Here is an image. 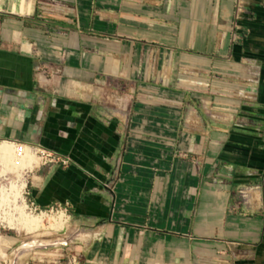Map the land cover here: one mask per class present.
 Instances as JSON below:
<instances>
[{
    "label": "crops",
    "instance_id": "0c3cea01",
    "mask_svg": "<svg viewBox=\"0 0 264 264\" xmlns=\"http://www.w3.org/2000/svg\"><path fill=\"white\" fill-rule=\"evenodd\" d=\"M2 141L114 258L264 264V0H0Z\"/></svg>",
    "mask_w": 264,
    "mask_h": 264
},
{
    "label": "rangeland",
    "instance_id": "374dc122",
    "mask_svg": "<svg viewBox=\"0 0 264 264\" xmlns=\"http://www.w3.org/2000/svg\"><path fill=\"white\" fill-rule=\"evenodd\" d=\"M45 71H47L45 72L47 76L51 77V75L53 74V72L48 71V69H46ZM57 74L61 79L63 78L62 80H64V78L67 79L66 76H62L60 72H57ZM121 74H123V72ZM176 84V82H169L166 85L168 86V88H171ZM129 90L131 89H129L122 82L120 83L111 81L109 83H106V91H109L111 93V96L114 95L120 97V101L116 100L115 102L116 104H120V107L124 106L123 109L127 107L126 104L128 103V100L126 99V95L128 94L127 92ZM223 102L224 100L218 98L217 110L214 111L210 110L209 107H205V110L207 111L206 113L216 116L228 114L226 113L227 111L224 110L226 106H224ZM29 146L38 148L37 146L33 145ZM38 155L41 157V159L36 166H38L39 164L43 165L49 163V157L47 159H44L39 151ZM1 157L2 153H0V158ZM4 159L8 160V164L10 165H7V163L3 162L2 159H0V174H2V172H6V177H10L11 175L10 178L14 179V171L12 169L13 165L11 164V161L6 157V155H4ZM35 170L36 168H32V170L30 171L25 170L23 172L22 178L24 179V182L26 178V182L21 193L25 199L26 204L28 205V207L25 209V212L38 215V213H40L41 211H45L49 214H52L58 221V227L51 228L48 223L49 220L46 219L43 222V225L46 227L41 226L39 229H30L25 226H19L14 230L10 229L2 217L5 218L9 216L14 218L17 216V213L16 210L13 209L11 193H9V190H6L9 180H5L4 177H0V191H2V193H4L6 196L5 201H0V264H160V261H158L156 258H114L113 251L115 250V248L113 246V243L108 240L111 230L109 231L107 227L98 225L97 223L86 219H82V217L74 216L71 210L64 206L55 205L45 209L37 207L34 203L32 204V202L29 201L24 192L27 191V188L29 187L28 175L33 173ZM60 211H63L66 214ZM64 229V233H66L65 239L61 242L37 246L32 251L28 247L29 244H31L38 238L55 239L58 237V232H61ZM80 231L87 233L90 236L85 240L75 239L77 237H80ZM94 233H97V235H93ZM64 241L67 243L65 245H61V243ZM23 254H26V256H23L19 260V258Z\"/></svg>",
    "mask_w": 264,
    "mask_h": 264
},
{
    "label": "bare ground",
    "instance_id": "6f19581e",
    "mask_svg": "<svg viewBox=\"0 0 264 264\" xmlns=\"http://www.w3.org/2000/svg\"><path fill=\"white\" fill-rule=\"evenodd\" d=\"M12 12H13V10H12ZM0 153H2V157L0 159H2L3 162L7 163V165H10V164H8V160L4 159V155H6V157L11 161V164L13 165L12 169L14 171V175H13L14 179L10 178L11 175H10V177H6V175H7L6 172L1 171L2 174H0V177H4L5 180H9L8 186L6 185L7 186L6 190H9L10 191L9 193H11V198H12V202H13V209L16 210V213H17V216L14 218L9 217V216H7L5 218L2 217L5 220L6 224L9 226V228L14 230L19 226H21V227L25 226V227H28L30 229H39L41 226L46 227L43 225V222L46 219L49 220L48 223H49L51 228H53V227L57 228L58 227V221L52 214H49L45 211H41L40 213H38V215L25 212V209L28 207V205L26 204L25 199L21 193V191L25 185L24 179L22 178L23 172L25 170H31L32 168H34L38 164L39 160L41 159V157L38 155V150L34 149L32 147H29V146L21 145L19 143L13 142V141H2V142H0ZM10 155H11V157H10ZM3 162H2V165H3ZM5 197H6L5 194L2 193V191H0V201L1 202L5 201ZM1 202H0V204H1ZM60 212H63V211H60ZM63 213H65V212H63ZM35 215H37V216H35ZM64 232H65V229L62 230L61 232H58V237L55 239H40V238H38L37 240H34L31 244H29L28 247L32 251L37 246L61 242L62 240L65 239L66 233H64ZM41 238H43V237H41ZM66 243L67 242L64 241L61 243V245H65ZM23 256H26V254L21 255L19 260Z\"/></svg>",
    "mask_w": 264,
    "mask_h": 264
},
{
    "label": "built area",
    "instance_id": "2783aa9c",
    "mask_svg": "<svg viewBox=\"0 0 264 264\" xmlns=\"http://www.w3.org/2000/svg\"><path fill=\"white\" fill-rule=\"evenodd\" d=\"M38 151L40 152V154L43 156L44 159H47L48 157L50 158V159H48V161L53 159V156H51L48 152L46 153V150L39 148ZM45 156H46V158H45Z\"/></svg>",
    "mask_w": 264,
    "mask_h": 264
}]
</instances>
